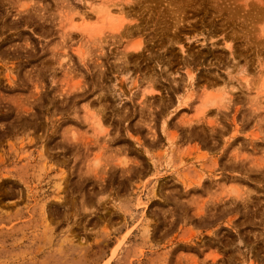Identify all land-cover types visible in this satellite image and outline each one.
Segmentation results:
<instances>
[{
    "label": "rangeland",
    "instance_id": "374dc122",
    "mask_svg": "<svg viewBox=\"0 0 264 264\" xmlns=\"http://www.w3.org/2000/svg\"><path fill=\"white\" fill-rule=\"evenodd\" d=\"M0 264H264V0H0Z\"/></svg>",
    "mask_w": 264,
    "mask_h": 264
},
{
    "label": "bare ground",
    "instance_id": "6f19581e",
    "mask_svg": "<svg viewBox=\"0 0 264 264\" xmlns=\"http://www.w3.org/2000/svg\"><path fill=\"white\" fill-rule=\"evenodd\" d=\"M11 7V6H10ZM97 17H98V15H97ZM106 17V16H105ZM172 146V145H171ZM174 146V145H173ZM185 164V163H184ZM207 176V175H206ZM182 182V181H181ZM184 183V182H183ZM196 183V182H195ZM186 185V184H185Z\"/></svg>",
    "mask_w": 264,
    "mask_h": 264
}]
</instances>
